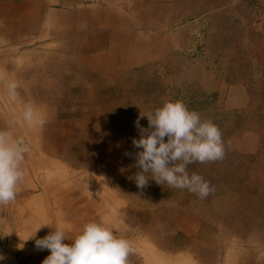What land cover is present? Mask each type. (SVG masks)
Instances as JSON below:
<instances>
[{"label":"rangeland","instance_id":"374dc122","mask_svg":"<svg viewBox=\"0 0 264 264\" xmlns=\"http://www.w3.org/2000/svg\"><path fill=\"white\" fill-rule=\"evenodd\" d=\"M39 1L31 36L0 38V130L30 144L33 180L0 206V264H42L37 228L71 243L91 221L130 241L129 264H264V0ZM177 100L222 132L224 158L188 166L214 187L205 199L129 179L140 112ZM25 104L42 127L20 119Z\"/></svg>","mask_w":264,"mask_h":264},{"label":"clouds","instance_id":"9594fccd","mask_svg":"<svg viewBox=\"0 0 264 264\" xmlns=\"http://www.w3.org/2000/svg\"><path fill=\"white\" fill-rule=\"evenodd\" d=\"M17 89L16 81L7 83L9 99L17 98ZM19 115L29 126L42 127L45 123L32 104H25ZM144 117L148 120L147 128L139 123ZM135 125L139 139H132L133 146L138 149L133 167L138 171L129 179L138 189L143 190L149 180H154L162 186L167 184L169 188L187 190L200 199L214 192L209 181L188 171L190 164L216 162L224 158L222 132L214 122L202 119L198 112L190 111L177 100L166 101L154 112H140ZM30 150V144L23 138H14L10 132L0 130V206L16 200L19 186L25 178L22 165ZM49 227L52 230L43 238H35V234L31 237L35 239L37 250L50 251L42 264H129V257L135 252L129 240L117 236L102 223H86L79 234L71 238V243L64 228ZM0 259L4 257L0 256Z\"/></svg>","mask_w":264,"mask_h":264},{"label":"crops","instance_id":"0c3cea01","mask_svg":"<svg viewBox=\"0 0 264 264\" xmlns=\"http://www.w3.org/2000/svg\"><path fill=\"white\" fill-rule=\"evenodd\" d=\"M0 0V38L3 39L2 42L8 41H16L19 42L22 39H27V37L31 36V32L33 30V23L35 21V12L32 11L34 9L33 1L35 0H23L26 2L25 5L19 7L18 4L14 5L15 1H22V0ZM47 0H40V3L45 4ZM70 0H52L49 3V6L58 5L59 3H63L64 5L66 2L68 3ZM161 2L160 6L161 9L165 12L169 9V0H157ZM32 3L33 6L30 4ZM48 7V6H46ZM29 9L31 11H29ZM151 15V14H150ZM108 18L107 25H116L114 17L108 13L106 15ZM153 16L151 15L150 18ZM96 22L95 18H92V23ZM154 23V21H153ZM84 38L88 37V34L85 33L83 35Z\"/></svg>","mask_w":264,"mask_h":264},{"label":"bare ground","instance_id":"6f19581e","mask_svg":"<svg viewBox=\"0 0 264 264\" xmlns=\"http://www.w3.org/2000/svg\"><path fill=\"white\" fill-rule=\"evenodd\" d=\"M38 163V162H37ZM47 163H49V162H47ZM39 166V165H38ZM49 166H50V163H49ZM48 166V167H49ZM54 167H52V168H50L51 170H49L48 172V183H51L54 179H55V177H57L58 176V173H57V171H55V169H53ZM47 169V168H46ZM54 170V171H53ZM46 175V174H45ZM25 178H26V180L29 182L30 180H32V179H30L31 177H30V175H29V173H26L25 174ZM32 182H33V180H32ZM54 182H55V180H54ZM58 182V181H57ZM56 182V183H57ZM32 184V183H31ZM46 186V185H45ZM55 188V187H54ZM43 190H47V188L46 187H44V189ZM51 190L49 189V190H47L46 192H45V195L46 194H48V192H50ZM43 206V205H42ZM41 206V207H42ZM41 207H40V209H41ZM44 207V206H43ZM50 209H51V207H49V206H46V212H47V214L49 213V216L48 217H50V219L52 218V216H51V214L52 213H50ZM54 209V208H53ZM42 210H45V209H42ZM46 215V214H45ZM110 218V217H109ZM53 220V219H52ZM53 222V221H52ZM50 226V225H49ZM158 252V251H157ZM159 254V253H158ZM165 259V258H164ZM161 264V263H160ZM163 264V263H162Z\"/></svg>","mask_w":264,"mask_h":264}]
</instances>
